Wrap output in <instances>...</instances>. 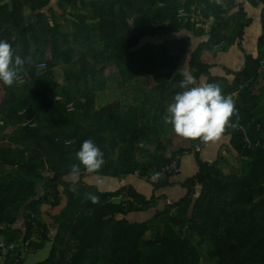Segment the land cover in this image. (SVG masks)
<instances>
[{"label": "trees", "instance_id": "16d2710c", "mask_svg": "<svg viewBox=\"0 0 264 264\" xmlns=\"http://www.w3.org/2000/svg\"><path fill=\"white\" fill-rule=\"evenodd\" d=\"M50 3L0 4V39L25 61L17 73L22 83L9 87L0 82V240H29L32 252L51 241L49 256L39 264H264V99L258 91L264 87V7L259 52L246 56L226 88L237 96L229 122L240 126L230 130L240 173L224 174L199 160L196 174L181 184L183 195L153 209L162 229L148 238L149 226L134 220L135 215L149 213L154 191L169 185L179 170L160 175L157 182L150 175H158L161 166L185 150L162 152L174 139L163 103L182 90L193 41L184 31L208 35L190 53L191 74L202 76L219 50L210 44L222 41L221 31L231 19L237 24L234 37H240L245 13L240 7L229 18L236 0H59L62 8L71 7L70 17L62 16L71 27L63 30L60 18L46 10ZM191 12L195 18L213 17L208 32L196 25ZM145 37L158 41L138 46ZM38 62L46 63L45 72H37ZM107 76L126 86L142 76L144 99L157 102L153 112L132 107L121 113L118 102L94 108L95 92L105 88ZM244 130L259 144L248 149ZM149 134L154 141L163 139L157 145L162 150L139 163ZM86 139L103 153L104 164L93 173L81 166L74 175L76 153ZM136 172L152 188L150 198L131 184L94 192L85 182L87 176ZM122 194L132 200L121 199ZM25 258L8 264H22Z\"/></svg>", "mask_w": 264, "mask_h": 264}, {"label": "crops", "instance_id": "0c3cea01", "mask_svg": "<svg viewBox=\"0 0 264 264\" xmlns=\"http://www.w3.org/2000/svg\"><path fill=\"white\" fill-rule=\"evenodd\" d=\"M9 1L10 0H0V4ZM260 1L261 0H236V5L233 6L231 11L228 13V16L229 18H232L233 15L241 7L245 13V19L247 20V24L243 27L241 36L234 37L237 30L236 29L237 24L234 23L232 19L229 20L227 27H225L221 31L222 41L219 43L210 44L211 46L209 48L213 49V51L216 48H219V50L214 54L212 60V66L210 67L208 73L202 76H194L197 84L199 85H203L207 83L218 84L222 88L223 95L231 96L232 99L235 100V98L237 97L236 93L227 92L226 88L228 89V87L231 86L233 81L236 79L237 74L243 68L246 61L245 60L246 56L249 54L256 56L259 52V37L263 32L261 16L263 14V7H264L263 3H261ZM58 2L59 0H51L50 7L46 8V10L52 9L51 12L54 15H56L58 18H60V20H62L61 17L64 14H66L67 17H70L68 13L71 11V7H67L66 9H64L59 5ZM195 7L196 5H191L192 10H195L194 9ZM48 12L49 11H47V13ZM25 14H29L28 8H25ZM190 14L192 18H195L192 15V12ZM200 19L202 20L200 21ZM195 20L197 26L203 27L204 31L208 32L212 25L213 17L206 19L198 14ZM184 32L187 33V35L189 36L191 35V39H193L191 44V49L190 48L187 49L188 58L187 61L184 63L186 67L185 68L186 72L192 73L193 70L190 68V64H189L190 55H191L190 53L193 52V50L196 47H198L202 43V41L208 39V35L207 36L204 35L205 37L200 38L194 36L191 32H186V31ZM221 45H223V48H221ZM109 80L115 83L113 87L114 90H112V92L114 91L117 92L118 94L123 95L124 91L127 89L126 85L121 83L120 79H115L112 78L111 76H107V84H109ZM104 89L99 91L106 92V90ZM258 91H260V89ZM108 92L110 91H107L106 93ZM153 98H155V96H153ZM96 100L97 98L95 97V101ZM113 102L119 103V109L121 113L126 111L125 108L122 107V102L120 100H116ZM109 103H112V101L104 104H97L96 102L94 108H99L100 106H105ZM163 104L165 107L168 106L167 100H165ZM139 106L141 108H144V110L148 109L149 113H152L154 109V104L152 102H150L148 106H146L145 104L134 106V109L139 111L140 110ZM164 113L167 115L166 110ZM139 119H141L140 121L143 120L142 118ZM166 128L168 130H172V127L169 124H167ZM230 130L231 129L229 128H225V131L221 134V136L217 140L214 141L201 140L198 144L195 145L193 144L194 139H184L177 136L173 132L172 133L174 135L173 143L165 144L163 150L162 149L161 150L163 154L168 156L172 154L175 150H177L179 147L185 148V150L182 151V153L181 152L176 153L175 155L176 157H174L179 159V169H178L179 171L178 173L173 174L170 177L169 185H167L166 187L160 190H156V191L153 190L155 193L152 192V188L146 186V182H147L146 179L142 181L141 177H139L140 175L137 172L128 176L122 175L115 178L105 175L87 176L85 177L86 180L85 182L89 187H91V190L94 192L95 191L113 192L117 190L118 187L124 186L125 184H131L137 191L143 194L146 198H150L154 193L156 199H155V204H152L153 206L152 209H150L147 215L146 214L135 215L136 217L134 220H138L143 222L144 224H147L149 226V230L147 233H149L155 227L154 226L155 224L156 225V231L154 232L155 235V233L158 232L160 228H159V224L157 222L155 223V220L152 217L154 213L153 209L164 207L167 203L170 202H175L180 198V196L183 195L184 191L181 187V184L185 179L191 178L196 174L199 167V160L206 162L208 165L215 166L216 169L220 170L224 174H228L230 172L232 174L240 173L242 168L240 167L239 169V164L242 165V163H241V159L238 157L237 152L231 145ZM147 137L143 140V142L144 143L149 142V144L152 146L148 151L144 150L143 152H147L149 153V155H153L155 151L161 152V150H157V145L163 139L161 138L160 141L158 140L154 141L155 140L154 135L152 134H149ZM142 153L138 155L140 156V159L139 158L136 159L139 160V163H141V161L143 162ZM43 207L44 206H42V208ZM132 215H129V217H132ZM149 219L150 220L153 219L150 224L147 223ZM148 238H152V236Z\"/></svg>", "mask_w": 264, "mask_h": 264}, {"label": "clouds", "instance_id": "9594fccd", "mask_svg": "<svg viewBox=\"0 0 264 264\" xmlns=\"http://www.w3.org/2000/svg\"><path fill=\"white\" fill-rule=\"evenodd\" d=\"M24 63L21 56L14 54L11 45L0 39V82L11 87ZM180 88L182 90L175 93L167 106L165 123L184 139L217 140L235 112L232 97L223 95L218 84H197L195 77L187 72L180 82ZM76 158L79 163L72 166L74 175L80 172L81 166L93 173L104 164L103 153L92 139L82 142ZM92 200L96 202L97 198L93 196Z\"/></svg>", "mask_w": 264, "mask_h": 264}, {"label": "rangeland", "instance_id": "374dc122", "mask_svg": "<svg viewBox=\"0 0 264 264\" xmlns=\"http://www.w3.org/2000/svg\"><path fill=\"white\" fill-rule=\"evenodd\" d=\"M181 12L182 11H180V14H182ZM61 19L62 20H60V22H61V24L63 26V30H69L70 27H71L70 26V23L65 19V17H62ZM201 20L202 19H200V21ZM60 68H63L64 69L66 67H65V65H60ZM110 80H109V84H107V86L105 87L106 89H104V90H106V92L107 91L112 92V90H114L113 87H114L115 83L112 82V81H110ZM22 82H23V78L21 76H17L16 79H15V81H14L15 84L13 83L12 86L18 85V84H20ZM262 84H264V80H263ZM143 85H144L143 84V77L142 76H137V78L135 79V81L133 80L132 82H130L128 84V86H126L127 89L124 91L123 95L118 94L117 92H114V91L112 93H110V92L106 93L104 91H96L95 92V96H96L97 100L95 101V103L97 102V104H104V103H107V102H111V101L113 102V101H116V100H120L122 102V107L125 108V110H129L132 107L138 106V105H141V104H145L146 106H148V104H150V102L144 99ZM258 87L260 88L259 93H261L263 95V99H264V87L261 88V85H259ZM150 95L151 96H154L155 95V92H152ZM156 103L157 102L155 101L154 106L156 105ZM263 104H264V100H263ZM139 108L140 109H143V111H146V110H144V108H141L140 106H139ZM165 116H166V114H165ZM32 125H34V124H32ZM144 144L146 145L145 146L146 147L145 149L147 151L152 146V145L149 144V142L144 143ZM142 154H143L142 160L143 161L148 160L149 153L143 152ZM240 167H242L241 164H239V169H240ZM239 169H237V170H239ZM141 180L143 181L144 180V177L143 178L141 177ZM41 186H42V184L39 185V187H38V190H39L40 194L43 193V190H42ZM113 199H114L115 202H118V201L121 200L120 198H116V197L113 198ZM52 212H55V211H52ZM172 213H174V211H172ZM149 220L147 221L148 224H150L153 219H151L150 221ZM20 226H23L22 223H20ZM154 226L155 227L149 233L146 234L147 237H150V236H153L154 235V232L156 231V225L154 224ZM159 228L162 229V225H160ZM203 257H204V255H203Z\"/></svg>", "mask_w": 264, "mask_h": 264}, {"label": "built area", "instance_id": "2783aa9c", "mask_svg": "<svg viewBox=\"0 0 264 264\" xmlns=\"http://www.w3.org/2000/svg\"><path fill=\"white\" fill-rule=\"evenodd\" d=\"M263 54H264V46H263ZM35 68L38 73H43L47 69V65L45 62H38L35 64ZM264 70V59L261 61V67L260 71ZM244 85V84H243ZM242 87V85L240 86ZM225 128L229 129H239L240 126L238 124H232L228 122ZM245 134V143L246 147L248 149L253 148L255 145L259 144V141L256 142H251L247 138V131L244 130ZM178 170V158H174L171 160V162L165 164L164 166L160 167V172L158 175H150V180L153 182H157L159 179V176L164 174V173H176ZM121 199L126 200H132L130 196L122 194ZM1 227V226H0ZM0 264H8V262L13 261V262H18L21 259L25 258L28 256L32 251L29 249V240H23L16 244V243H6L4 239L0 240Z\"/></svg>", "mask_w": 264, "mask_h": 264}, {"label": "water", "instance_id": "95a60500", "mask_svg": "<svg viewBox=\"0 0 264 264\" xmlns=\"http://www.w3.org/2000/svg\"><path fill=\"white\" fill-rule=\"evenodd\" d=\"M147 41L157 42L158 38L157 37L142 38L139 41L138 46L143 45ZM51 249H52V242L46 241L42 248H39L36 251L30 253L28 256H26L22 264H39L49 256Z\"/></svg>", "mask_w": 264, "mask_h": 264}]
</instances>
